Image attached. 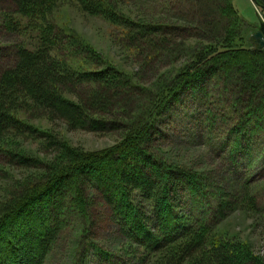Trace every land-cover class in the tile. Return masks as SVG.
<instances>
[{
  "label": "trees",
  "instance_id": "1",
  "mask_svg": "<svg viewBox=\"0 0 264 264\" xmlns=\"http://www.w3.org/2000/svg\"><path fill=\"white\" fill-rule=\"evenodd\" d=\"M65 2L117 30L118 46L153 80L55 23ZM252 2L264 18V0ZM9 3L3 28L28 42L0 68V264H46L66 230L78 235L75 264H264L249 243L219 229L235 212L264 215L256 179L264 168V46L234 1ZM185 99L198 130L191 137L214 143L224 159L221 183H206L156 143L157 126ZM42 120L49 129L33 123ZM59 125L119 137L82 150ZM90 192L109 208L118 256L87 244Z\"/></svg>",
  "mask_w": 264,
  "mask_h": 264
},
{
  "label": "rangeland",
  "instance_id": "2",
  "mask_svg": "<svg viewBox=\"0 0 264 264\" xmlns=\"http://www.w3.org/2000/svg\"><path fill=\"white\" fill-rule=\"evenodd\" d=\"M233 1L240 17L249 24L255 25L254 28L257 32L253 37L257 33H264L263 15L255 7L252 0ZM10 4L9 0H0V68L9 63V56L15 46L28 42L19 35L7 33L3 28L2 17L4 13L2 12ZM53 20L59 26H65L76 31L103 55L120 64L126 70L130 71L129 69H131L143 82L151 80L152 71L150 67L143 68L133 63L129 52L118 46L117 37H120L119 32L106 22L85 15L77 7L66 2L59 5L53 14ZM190 109L191 102L188 99L178 104L173 116L165 118L157 126L161 135L156 143L166 153H169V156L176 162L184 163L203 172L206 176V183H209L210 180L221 183L222 177L228 172L224 159L221 154L219 157L214 156V143L207 144L204 139L197 140L191 137L197 134L198 130L194 126L193 118L188 115ZM33 123L42 129L50 128L47 121L44 120L34 121ZM55 130L61 132L71 146L88 151L113 145L119 137L116 133L100 135L80 130H66L63 125L56 126ZM211 141L214 140L211 139ZM26 146L32 150L37 148L35 144H27ZM256 176L257 184L264 182V168ZM88 199L91 201V206H89V203L87 207L89 214L88 224L86 225L88 234H85L87 244L97 246L112 256H118L122 247V240H120L116 227L109 219L108 206L103 203L97 193L90 192ZM219 229L249 243L252 247V253L256 255V251L262 247L264 242V215L248 218L243 213L235 212L219 225ZM74 237L77 239L78 235L71 234L70 231L66 230L65 236L59 241L46 264H75L73 262L74 255H76L79 244ZM87 264L96 263L91 260L90 262L87 261Z\"/></svg>",
  "mask_w": 264,
  "mask_h": 264
},
{
  "label": "water",
  "instance_id": "3",
  "mask_svg": "<svg viewBox=\"0 0 264 264\" xmlns=\"http://www.w3.org/2000/svg\"><path fill=\"white\" fill-rule=\"evenodd\" d=\"M263 32L257 33L255 35V39L257 40V43L261 45V47L264 46V41L262 39Z\"/></svg>",
  "mask_w": 264,
  "mask_h": 264
},
{
  "label": "built area",
  "instance_id": "4",
  "mask_svg": "<svg viewBox=\"0 0 264 264\" xmlns=\"http://www.w3.org/2000/svg\"><path fill=\"white\" fill-rule=\"evenodd\" d=\"M256 253H257L258 255L264 257V242H263V244H262V247H261L258 251H256Z\"/></svg>",
  "mask_w": 264,
  "mask_h": 264
}]
</instances>
